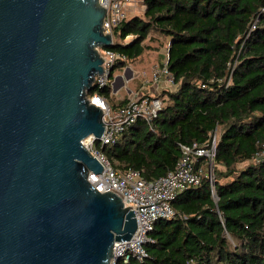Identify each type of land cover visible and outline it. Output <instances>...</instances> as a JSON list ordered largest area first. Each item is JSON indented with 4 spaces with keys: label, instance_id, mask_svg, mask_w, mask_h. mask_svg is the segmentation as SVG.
I'll return each mask as SVG.
<instances>
[{
    "label": "trees",
    "instance_id": "obj_1",
    "mask_svg": "<svg viewBox=\"0 0 264 264\" xmlns=\"http://www.w3.org/2000/svg\"><path fill=\"white\" fill-rule=\"evenodd\" d=\"M139 2L142 14L113 32L110 50L124 61L87 96L111 100L116 71L142 56L150 35L168 43L173 89L160 93L164 105L151 124L137 119L112 145L93 148L114 170L147 181L175 168L181 145L214 132L216 155L212 186L202 177L177 194L176 216L155 223L146 257L133 264H264V0Z\"/></svg>",
    "mask_w": 264,
    "mask_h": 264
},
{
    "label": "water",
    "instance_id": "obj_2",
    "mask_svg": "<svg viewBox=\"0 0 264 264\" xmlns=\"http://www.w3.org/2000/svg\"><path fill=\"white\" fill-rule=\"evenodd\" d=\"M104 16L98 0H0V264H109L136 231L84 144L105 128L87 96L114 47Z\"/></svg>",
    "mask_w": 264,
    "mask_h": 264
},
{
    "label": "built area",
    "instance_id": "obj_3",
    "mask_svg": "<svg viewBox=\"0 0 264 264\" xmlns=\"http://www.w3.org/2000/svg\"><path fill=\"white\" fill-rule=\"evenodd\" d=\"M98 2L105 9L102 22L103 34L110 35L113 40L115 28L135 11L137 0H98ZM167 50L168 47L163 65L153 71L149 80H145L147 84H157L164 79L173 86L171 73L166 66ZM98 51L103 59L101 65L103 74L95 78L94 85L101 88L106 85L109 71L116 61H124V58L110 49ZM94 98L98 100L103 112L105 128L100 141L101 147L112 145L124 129L137 119L151 124L164 105L163 98L159 96L146 95L128 99L126 103L116 108H113L103 97L93 95ZM93 143V139H90L85 146L101 164L102 172L98 175L90 174V182L100 193H115L125 207L133 210L137 225L136 231L129 240L114 243L109 264L142 262L146 257L144 244L148 241V233L154 228L155 223L159 220H170L176 216L171 205L174 197L186 189L196 187L202 177H207L212 186L211 173L216 155V132L203 144L181 145V158L175 168L151 181L143 179L137 171L114 170L102 152L93 148ZM198 159H203V162L195 169L194 165ZM212 195L215 196L213 191Z\"/></svg>",
    "mask_w": 264,
    "mask_h": 264
},
{
    "label": "rangeland",
    "instance_id": "obj_4",
    "mask_svg": "<svg viewBox=\"0 0 264 264\" xmlns=\"http://www.w3.org/2000/svg\"><path fill=\"white\" fill-rule=\"evenodd\" d=\"M142 12L143 7L141 6L139 0H137L136 9L135 11L130 13V16L141 15ZM144 44L146 45V48L140 58L134 60L133 62H128L127 70L116 71L114 77L121 76L122 80L117 79L114 83V86L118 89L115 93L112 92L110 94L111 100H107L110 105H112L113 103H118L119 101L124 99H135L139 98L140 96L147 95V93H142L139 96L134 95V93L129 94L128 89L137 91L141 86L140 82L149 80L153 71L163 65L166 58V49L168 47V43L164 39H160L154 35H150L149 40H146ZM126 78H129V80L126 81ZM131 79H133L132 82H130ZM211 174H213V172Z\"/></svg>",
    "mask_w": 264,
    "mask_h": 264
},
{
    "label": "crops",
    "instance_id": "obj_5",
    "mask_svg": "<svg viewBox=\"0 0 264 264\" xmlns=\"http://www.w3.org/2000/svg\"><path fill=\"white\" fill-rule=\"evenodd\" d=\"M123 70H127V67H125ZM129 80V78H126V81ZM125 81V82H126ZM133 79L130 80V82H132ZM124 82V84H125ZM140 88L137 91H132V89H128V93H134V95L139 96L142 93L146 94L147 96H160V93L162 91H168V90H172L173 87L171 85H169L164 79L160 80L157 84H153V83H146V81L144 82H140ZM113 92V91H112ZM115 93V92H113Z\"/></svg>",
    "mask_w": 264,
    "mask_h": 264
},
{
    "label": "bare ground",
    "instance_id": "obj_6",
    "mask_svg": "<svg viewBox=\"0 0 264 264\" xmlns=\"http://www.w3.org/2000/svg\"><path fill=\"white\" fill-rule=\"evenodd\" d=\"M93 101H94L95 103L98 104V100H97L96 98H94ZM98 105H99V104H98ZM89 141H90V139H86V140L84 141V144L86 145Z\"/></svg>",
    "mask_w": 264,
    "mask_h": 264
}]
</instances>
